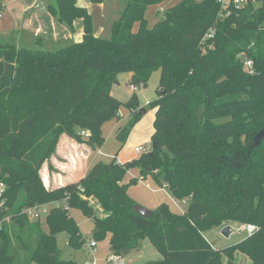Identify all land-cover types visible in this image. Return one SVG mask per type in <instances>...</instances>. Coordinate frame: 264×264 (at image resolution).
I'll list each match as a JSON object with an SVG mask.
<instances>
[{"label":"trees","instance_id":"trees-1","mask_svg":"<svg viewBox=\"0 0 264 264\" xmlns=\"http://www.w3.org/2000/svg\"><path fill=\"white\" fill-rule=\"evenodd\" d=\"M55 1L49 10L59 21L83 20L80 41L52 51L0 40V217L11 222L0 231V264H78L63 258L57 240L66 232L71 247L84 246L69 209H49L48 231L41 218L22 213L64 200L92 219L93 237L108 238L116 254L149 238L162 255L153 264H237L238 252L264 264V139L252 147L264 127V4L251 2L220 20L219 0H180L150 27L148 7L166 0H127L103 37L77 0ZM214 24L204 50L201 40ZM245 56L254 62L253 74L244 70ZM157 70L158 97L148 103L156 148L132 161H98L79 182L47 187L41 169L61 135L91 150L101 146L103 125L119 117L123 104L111 91L119 75L131 73L130 84L141 88ZM135 96L125 105L140 115ZM132 129L133 122L118 128L121 145ZM133 168L166 185L174 198L188 199L185 212L162 203L148 218L137 213L127 187L138 178L124 183ZM233 222L258 229L221 249L203 233Z\"/></svg>","mask_w":264,"mask_h":264},{"label":"rangeland","instance_id":"rangeland-1","mask_svg":"<svg viewBox=\"0 0 264 264\" xmlns=\"http://www.w3.org/2000/svg\"><path fill=\"white\" fill-rule=\"evenodd\" d=\"M179 1L180 0H166L165 2L149 6L146 14L149 26L152 27L157 21L163 19L164 11L171 6L176 5ZM37 3L41 8L36 7V12L40 10L47 12L49 10V6L55 5L56 1L36 0V4ZM126 3L127 1L124 0L123 5L126 6ZM254 3L257 5L264 4V2L257 0ZM93 6L95 5L92 4L90 9L97 17V9ZM10 10L15 11V17L21 16V14L24 16L29 14L26 10L23 12L14 5H11ZM0 13L1 15L4 13V8L0 7ZM137 27L138 25H136V29ZM102 35L104 36L106 34ZM26 45L30 46L22 47L43 48L52 51L60 48L56 47L51 49L47 48L46 46L44 48L39 46V44ZM130 75L131 73L128 72L121 73L118 77V82L112 87V95L118 98L123 104L118 112L119 117L114 118L103 125L102 134L105 137V141L101 146L90 150L86 143L79 142L74 137L66 133L61 135L55 153L49 160L44 162L41 169V176L47 187L50 185V187L55 186L56 188L79 182L81 178L77 180L75 178L79 176L80 173L85 169L83 167L84 162L82 164L81 159L79 160L78 158L80 157L84 160L86 158V156L79 150L80 148L87 147L90 151H92L87 163L89 167L98 161H110L114 157H116L117 160H121L123 162L128 160L132 161L135 158L141 156L136 155L134 152L135 146H143L147 151L152 149L155 110L150 108L148 103L158 97L157 89L160 82L161 70L153 72L148 81V85L146 87L138 88L136 91L131 89ZM134 95H136V102L139 105L137 110L140 112L142 109L140 106L145 109L143 114L137 115L136 112L132 111L130 107L125 105V103L131 100ZM130 122H133V129L127 142L124 145H121V143L116 138L117 130L119 127L125 126ZM81 135L86 137V135L82 132ZM85 151L87 150L85 149ZM139 170L140 169L138 168H133L127 173L124 183H128L132 178H138L137 182L128 185L127 195L132 198L136 204H139L150 210L156 209L162 203H167L173 211L179 212L180 209L176 205L175 201L169 195H167L164 190L161 189V186L156 182V180L151 175H148L144 178L141 177ZM51 180H53V182ZM2 190L3 186L0 185V196ZM90 201L94 202L95 199L91 198ZM56 204L62 205V201L58 203L47 204L45 207L49 210L53 205ZM182 206H184V204ZM0 207H2V201H0ZM69 212L79 225L85 242L86 239L93 237L94 234L92 232L95 225L92 219L84 215L80 209H71ZM6 219L7 220L5 221H8L9 223L10 216H7ZM45 219L46 216H42L41 220L43 227L46 231H48ZM230 225L232 228V233L229 237H226L222 234V225L206 229L203 231V233L214 244L215 248H225L242 241L247 236L246 231L238 230V227L243 224L233 222ZM57 240L59 247L63 250L62 256L64 259H73L78 264H85V262L89 259L88 254H86L85 243L82 248L74 249L68 244L66 232L60 233ZM2 243L3 240L0 235V246ZM97 246L99 257L98 264H153L162 258L161 253L153 245L149 238H143L140 246L137 249L131 250L126 255L119 254V258L113 260L110 263L107 262L106 258L110 254H115V252L110 247L109 239L107 238L104 240H97ZM235 257L237 264H251L250 258L242 253H236Z\"/></svg>","mask_w":264,"mask_h":264},{"label":"crops","instance_id":"crops-1","mask_svg":"<svg viewBox=\"0 0 264 264\" xmlns=\"http://www.w3.org/2000/svg\"><path fill=\"white\" fill-rule=\"evenodd\" d=\"M123 1L105 0L102 3H93L90 0H85L86 8L93 19V30L97 36L106 34L103 37H109L111 35L113 23L120 18L125 8ZM92 4L97 9V17L90 9ZM11 5L21 9L23 12L26 10L29 14L26 16L21 14V16L15 17V11L10 10ZM38 5V3L36 4V0H3L2 5L0 4V7L4 8V13L2 15L0 13V40L18 47L30 46L26 44H39V46L44 48L46 46L47 48L54 49L70 45L82 39L84 33L82 19H77L73 26H70L59 21L50 10L47 12H44V10L36 12L35 9L36 7L38 8ZM140 107L143 108L142 106ZM79 150L86 156L85 160L80 157L78 158L79 160L81 159L82 164L84 162L83 167L85 170L75 178L76 180L85 176L89 169L87 165L88 158L92 152L87 147L80 148ZM51 181L53 182V180ZM48 186L50 187V185ZM166 194L169 195L167 192Z\"/></svg>","mask_w":264,"mask_h":264},{"label":"built area","instance_id":"built-area-1","mask_svg":"<svg viewBox=\"0 0 264 264\" xmlns=\"http://www.w3.org/2000/svg\"><path fill=\"white\" fill-rule=\"evenodd\" d=\"M255 1L256 0H219L220 12H219L218 17L220 20H223L227 18L228 16H230L233 11L240 10L244 8L246 5H248L249 3L255 2ZM38 7L40 6L38 5ZM216 30H217V27H216V24H214L207 30V32L203 36L201 40V44L204 50L211 47V45H208V41L214 38ZM243 64H244V70L246 72L250 74H253L255 72L254 62L251 58L246 57V56L243 57ZM131 89L136 91L138 87L135 85H131ZM82 133L88 136V133L86 131H82ZM134 152L137 155H141L144 152H147V150L143 146H136L134 148ZM118 162L122 163V161H119V160ZM161 189L166 191L171 196L166 185L162 186ZM81 190L83 189L81 188ZM171 198L175 201L176 205L180 209V212H185V208L188 205V199L178 201V199L174 198L173 196H171ZM183 204L184 206H182ZM45 206L46 205H35L32 207H28L24 209L22 213L26 214L29 218L33 220H37V219L42 218V216H46L48 214L49 210ZM62 206L66 209H69V211L71 210L66 200L62 201ZM5 220H7L6 217L5 218L0 217V231L3 229V224ZM257 229L258 227L252 223L243 224L238 227V230L246 231L247 235H251L255 233ZM85 248H86V254H88V257H89V259L85 262V264H98L99 257H98V246H97L96 238L90 237L86 239ZM117 258H119V254L115 253V254L108 255L106 260L108 263H110Z\"/></svg>","mask_w":264,"mask_h":264},{"label":"water","instance_id":"water-1","mask_svg":"<svg viewBox=\"0 0 264 264\" xmlns=\"http://www.w3.org/2000/svg\"><path fill=\"white\" fill-rule=\"evenodd\" d=\"M75 5H76V7H78V8H86L85 0H77ZM8 70H9V65L6 64V74H5V75H7ZM144 112H145V109L142 108V109L140 110V114H143ZM263 139H264V127H263V128H262V129L256 134V136H255V138H254V143H253V146H252V147H254V146L260 144V143L262 142ZM152 145H153V148L155 149V148H156V143L153 142ZM150 154H152V152H150ZM134 209H135V211H136L137 213H139L140 215H142V216H144V217H147V218L150 217V216L153 214V210H150V209H148V208H145V207H143V206H141V205H139V204H135ZM96 229H97V228H95V229L93 230V234L96 232ZM221 232H222V234H223L224 236L229 237V236L231 235V233H232L231 225H230V224L225 225V226L222 228V231H221ZM130 251H131L130 249L125 248V249H122L121 254H122V255H126V254H128Z\"/></svg>","mask_w":264,"mask_h":264}]
</instances>
